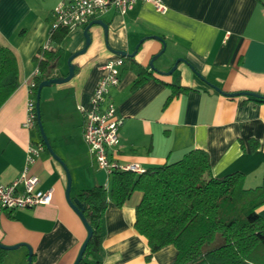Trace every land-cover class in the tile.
I'll return each instance as SVG.
<instances>
[{
  "label": "crops",
  "instance_id": "obj_1",
  "mask_svg": "<svg viewBox=\"0 0 264 264\" xmlns=\"http://www.w3.org/2000/svg\"><path fill=\"white\" fill-rule=\"evenodd\" d=\"M168 9L158 11L150 2H137L126 13L110 7L99 12L89 31L91 43L72 63L75 75L52 83L41 91L44 130L55 154L71 175V196L96 184L111 186L112 175L97 166L83 135L84 108L105 64L116 50L132 53L134 60L152 75L132 89L138 75L121 68L118 85L110 89L118 113L124 118L114 157L123 164L143 169L180 160L194 148L209 152L212 173L222 176L243 172L247 187L261 184L264 175V102L249 95L264 94V3L258 0H165ZM59 0H0V43L10 47L19 62V86L0 108V181L17 179L26 163L30 141L42 139L36 128L23 122L31 83L37 73L33 56L49 39L53 10ZM88 25V24H87ZM69 29L62 43L63 55L56 70L69 72V57L86 44L84 28ZM168 52L164 58L161 54ZM157 70L150 66L151 58ZM183 58L176 70L166 74L170 59ZM179 92L165 106L172 88ZM187 88V89H185ZM246 100V102H243ZM250 138L259 140L251 149ZM241 140L244 146H241ZM43 189L54 187L53 200L33 208L0 212V242L21 246L7 250L2 264H73L87 236V229L68 202V173L51 152H43L30 167ZM143 192L135 190L118 207L110 198L103 216L102 264H169L177 253L168 245L147 258V239L135 227L136 206ZM264 217V204L258 208Z\"/></svg>",
  "mask_w": 264,
  "mask_h": 264
},
{
  "label": "trees",
  "instance_id": "obj_2",
  "mask_svg": "<svg viewBox=\"0 0 264 264\" xmlns=\"http://www.w3.org/2000/svg\"><path fill=\"white\" fill-rule=\"evenodd\" d=\"M68 33L69 28H57L50 35V45L41 46L33 56L38 69L31 93L35 103L40 83L59 76L56 65L63 55L62 43ZM122 57L124 69L132 68L138 75L131 87L137 89L152 73L134 56ZM18 77L16 53L0 43V108L19 86ZM166 84L172 92L165 106L181 88ZM248 92L249 99L264 102V94ZM36 129L43 140L38 119ZM250 143L252 151L259 148V140L250 138ZM46 151L50 152L47 146ZM245 179L239 171L215 176L209 152L203 148L191 149L178 161L142 172L115 170L110 187L96 184L76 194L93 229L79 264H102L99 256L103 251V216L109 199L121 207L135 190L143 192L136 206L135 227L148 241V259L172 244L177 253L169 264H264V217L258 211L264 204V175L255 187H247ZM6 254L7 249L0 247V264Z\"/></svg>",
  "mask_w": 264,
  "mask_h": 264
},
{
  "label": "built area",
  "instance_id": "obj_3",
  "mask_svg": "<svg viewBox=\"0 0 264 264\" xmlns=\"http://www.w3.org/2000/svg\"><path fill=\"white\" fill-rule=\"evenodd\" d=\"M137 2H150L160 12H166L165 0H59L53 10V21L50 35L59 27L75 28L85 26L94 17L110 7L120 13H126ZM124 64L122 56L108 61L104 66L106 73L99 79L91 96L89 108H84L83 135L97 166L111 176L115 170H133L142 172L137 163H120L114 157V151L120 141V127L124 118L118 113L115 101L109 96L110 89L118 85L121 68ZM38 72V69H37ZM31 83V93L32 86ZM36 103L32 96L27 102V116L23 122L28 129L36 128ZM46 151L45 142L32 140L26 148V163L20 176L10 183L0 181V212L18 208H33L40 204H48L53 200L54 187L43 189L38 175L30 172V167Z\"/></svg>",
  "mask_w": 264,
  "mask_h": 264
},
{
  "label": "water",
  "instance_id": "obj_4",
  "mask_svg": "<svg viewBox=\"0 0 264 264\" xmlns=\"http://www.w3.org/2000/svg\"><path fill=\"white\" fill-rule=\"evenodd\" d=\"M95 23H99V24H102L104 25L105 29L107 30V25L105 24V22L103 20H100V19H95V20H92L91 22H89V24L84 28V34H85V37H86V44L85 46L81 49V50H78L77 52H74L68 59L69 61V72L66 76H58V77H52V78H49V79H45L43 80L39 87H38V91H37V101H36V108H37V119H38V124H39V128H40V131H41V134H42V137H43V140L47 146V148L50 150V152L58 159L60 160L63 165L65 166L66 170H67V173H68V185H67V189H66V196H67V199H68V202L70 203V205L73 207V209L77 212V214L80 216V218L82 219L86 229H87V236L86 238L84 239L81 247H80V250L78 252V255L74 261L73 264H79V262L81 261L83 255H84V252H85V249L87 247V244L92 236V233H93V229H92V226L89 224V222L87 221L85 215H84V204L77 198V197H72L71 196V175H70V172L69 170L67 169V166L65 165V163L61 160V158L55 154L54 150H53V147L51 145V142L50 140L48 139L47 135H46V132L44 130V126H43V122H42V116H41V91H42V88L44 86H48L52 83H62V82H66L68 80H70L74 75H75V65L72 63V60L73 58L80 54V53H83L86 51L87 47L90 45L91 43V34H90V27L95 24ZM139 45H137L136 47V50L132 53H128L127 51L125 50H116L117 54L118 55H121V56H134L137 49H138ZM159 56V54L155 55L151 62H150V66L152 69L154 70H157V68L155 67L154 65V60ZM183 58H178L176 60V62L174 63L173 67L169 70H167L166 74H171L173 73L179 62L182 60ZM158 71V70H157ZM216 89L222 91L225 95H228V96H238V95H248L249 92L248 91H235V92H226V91H223L221 90L219 87L217 86H214ZM21 246V243H17V244H13V245H7V244H4L2 242H0V247L1 248H4V249H7V250H10V249H15L17 247ZM28 248H29V256H28V264H33V249L31 248V246L27 245Z\"/></svg>",
  "mask_w": 264,
  "mask_h": 264
},
{
  "label": "rangeland",
  "instance_id": "obj_5",
  "mask_svg": "<svg viewBox=\"0 0 264 264\" xmlns=\"http://www.w3.org/2000/svg\"><path fill=\"white\" fill-rule=\"evenodd\" d=\"M158 54V53H157ZM157 54H155V55H157ZM167 54H168V52H165L164 54H161V56L162 57H164V58H166L167 57ZM154 55V56H155ZM154 56H152V58L154 57ZM152 58H151V60H152ZM179 57H176L175 59H170L169 60V63H170V66H169V69H171L172 67H173V65H174V63L176 62V60L178 59ZM156 60H154V62H155ZM168 69V70H169Z\"/></svg>",
  "mask_w": 264,
  "mask_h": 264
}]
</instances>
